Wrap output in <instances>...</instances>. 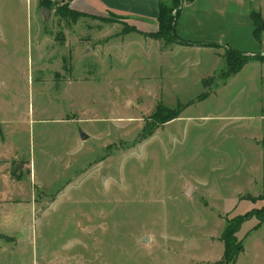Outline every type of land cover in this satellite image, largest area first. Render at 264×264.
I'll list each match as a JSON object with an SVG mask.
<instances>
[{
    "label": "rangeland",
    "instance_id": "rangeland-1",
    "mask_svg": "<svg viewBox=\"0 0 264 264\" xmlns=\"http://www.w3.org/2000/svg\"><path fill=\"white\" fill-rule=\"evenodd\" d=\"M83 1L101 14L72 13L68 0H0V119L11 121L0 150L16 158L14 179L31 160L22 184L37 200L33 216L22 210L30 235L3 241L0 264H41L46 252L94 264H217L227 220L264 204V142L251 140L254 121L240 120L257 113L255 95L241 94V82L202 83L223 59L216 66L134 31L157 26L169 0ZM241 12L239 0L185 3L176 32L240 45L232 22ZM195 19L203 31L192 32ZM188 102L173 121L152 116L159 103ZM18 187L0 177L1 190ZM259 221L242 223L236 264H264Z\"/></svg>",
    "mask_w": 264,
    "mask_h": 264
},
{
    "label": "crops",
    "instance_id": "crops-1",
    "mask_svg": "<svg viewBox=\"0 0 264 264\" xmlns=\"http://www.w3.org/2000/svg\"><path fill=\"white\" fill-rule=\"evenodd\" d=\"M51 1L61 2L64 0H51ZM239 1L242 3L243 12H241V13H243V15H241V13H240L238 15V17L233 19V22H232L233 30H232V32L235 34L237 41H239L240 45H238V44H234L235 46L230 45V44L227 45V44H224L223 42L209 40L208 38H194V40H188V41H191L192 43H194V44H189V45H183V44H178V43H173L174 46L172 44H167V45H172L169 48L170 50H174L176 48H191V50H193L194 52H197L198 54L208 55L211 57L212 61L216 64V66H217V63L219 62V60H222V59L224 60L225 66H226V60L224 58L225 48L224 47L205 46V45H201V43L218 42L222 45L224 44V45L230 46L234 49H237V50H239V51H241L247 55H250L252 57L250 59V61L247 64H245L243 66V68L239 72H237L236 74H234L228 78H224V77L220 76V73H222V71L224 69L221 68L222 70L218 73L216 72V71H218L216 69L211 73V76L204 78L202 80V83L204 84V81L213 78V80H211L207 84L210 87L215 82L214 81L215 78H217V80L220 79L221 82L224 81L225 82L224 87L227 88V87H231V86L235 85L236 83L239 84L241 82L242 85L239 89V91H242L241 94L250 93V95H252V94L255 95L256 103L258 105L256 107L257 113H254L253 115H242V116H240L242 118L240 120L245 121V124L252 123L254 121L253 125L255 127H257L259 132H257V134H254L251 137V140H254L257 144H261L262 142H264V59H258V58H253V57H255L256 55H264V26L262 27L260 38L257 39L254 35L255 24H254V21L252 19V13L253 12L259 13L261 18L264 20V0H239ZM173 2H174V0H169V3L166 5H172V4H174ZM198 2H199V0H196V1L190 2V3H188V2H185V3L195 5ZM77 3H79L80 5H83L84 1L83 0H68V4H69L70 8H72L76 11H81L84 13H90L91 12L93 14H101V12L97 11L96 9H93L91 11L86 10L84 8V6L81 7ZM110 3H111V5L114 4L113 2H110ZM185 3L183 4L184 6H185ZM90 9H92V6H90ZM158 16H159V6H158V14L156 16L157 17L156 18L157 26H152L150 28L151 30H144V29H138V30L140 32H144V33L157 31L159 29ZM195 20H196L195 22L197 25H195V26L192 25V27H193L192 32H195L197 29L200 30V32L203 31L199 28V27H201L200 25H202L203 22L198 20V19H195ZM177 21H179V20H177ZM203 29H204V27H203ZM249 30H250V37L252 36L253 39H250V37H249ZM140 32H138V33H140ZM140 34H142V33H140ZM142 35H144V34H142ZM196 39H198V40H196ZM156 40H160V39H156ZM196 63H198V61H196ZM0 81H2V80H0ZM213 92H214V90H212V89L209 90L208 95L200 101H203L206 98H208ZM192 104H190V105H192ZM190 105H188V106H190ZM187 107H185V108H187ZM173 120H171V121H173ZM9 123H11V121H9L7 119H0V149L3 148V146L5 145L6 125L8 124V126H9ZM88 138H89V136H88ZM17 159H19V158H17ZM13 160H16V158L12 157L9 159L6 156H4V153L2 152V150H0V177L4 176V178L9 182V185H13L15 187L16 186L18 187V185H19L20 186V187H18V188H20L19 191L22 192L20 194L19 191H16L13 193V192H9L10 189H8L6 191H3L0 189V247L3 246L2 245L3 241H7V243L11 244L14 240H16L20 237H23V236L25 237L26 235H28V236L30 235V229H29L30 227L28 224L30 218L29 219L25 218V213L22 212V210H26L27 213L29 214V208L31 206L32 216H33L35 214V207H36V203H37V200L35 197V188L33 186H31L32 190L29 193L28 189H26L22 184L24 170H26V169L28 171L30 170V174L32 176L31 160H30V162H29V160H27V163H24L22 173L20 175V178H18V179L12 178V175H11V166H12ZM19 160H21V159H19ZM18 164L20 165V163H18ZM31 182H32V178H31ZM194 189L197 190L196 187H194ZM247 196L251 197V195H247ZM145 237H143L141 240H143ZM221 237H220V240L223 242ZM223 244H224V242H223ZM224 250H225V244H224ZM64 254H58L56 252H50V253L46 252L41 257V264H94L92 259L91 260L90 259L89 260L88 259L83 260V256L81 253L78 254V256L76 254H74V255L69 254V255L65 256ZM223 254H224V252H223ZM223 254L221 255V257H219L216 260H220L223 257Z\"/></svg>",
    "mask_w": 264,
    "mask_h": 264
},
{
    "label": "trees",
    "instance_id": "trees-1",
    "mask_svg": "<svg viewBox=\"0 0 264 264\" xmlns=\"http://www.w3.org/2000/svg\"><path fill=\"white\" fill-rule=\"evenodd\" d=\"M196 0H175V4L166 5L161 3L159 6V16L158 23L159 29L155 32H140L137 28H134V31H138L144 34L147 37L160 39L165 41L166 44H183L189 45L194 44L191 41H188L182 38L176 32L177 19L181 10V7L185 2H194ZM72 13L82 14L84 12L72 10ZM252 19L255 24L254 35L257 39L261 36V30L264 26V20L261 18L260 14L257 12L252 13ZM201 45L213 46V47H224L225 53L224 58L226 60V69L220 73L221 77L228 78L237 72H239L245 64H247L252 58L250 55H247L237 49H234L227 45H222L218 42H204ZM253 58L264 59V55H256ZM213 78L204 81V84L207 85ZM208 93H202L198 96L197 100H202L206 97ZM193 102H188L187 104L179 105L178 107L172 108L165 106L163 103H159L156 107L155 112L152 114L158 120L160 124L169 122L175 118H178L182 113L183 109ZM251 216H257L260 221L255 226L260 227L264 222V204L261 207L254 208L243 215L235 216L227 220L226 227L222 234L221 239L225 244V250L223 257L217 262V264H236L238 257L244 251L243 240L238 237V231L242 223L250 218Z\"/></svg>",
    "mask_w": 264,
    "mask_h": 264
},
{
    "label": "water",
    "instance_id": "water-1",
    "mask_svg": "<svg viewBox=\"0 0 264 264\" xmlns=\"http://www.w3.org/2000/svg\"><path fill=\"white\" fill-rule=\"evenodd\" d=\"M45 13H46V15L48 16V9H45ZM2 84H3V82L0 81V85H2ZM81 137H82V139H87V138H88V135L85 134L84 132H82V133H81ZM191 189H192V185L189 184V187L187 188L186 193H187V194H190V193L192 192ZM143 240H144L145 242H148V241H149V237L147 236V237H145Z\"/></svg>",
    "mask_w": 264,
    "mask_h": 264
}]
</instances>
